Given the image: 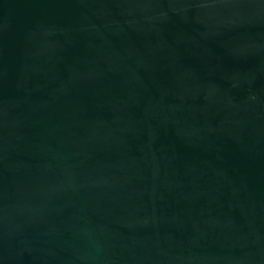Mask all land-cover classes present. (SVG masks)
Returning <instances> with one entry per match:
<instances>
[{"label":"water","instance_id":"95a60500","mask_svg":"<svg viewBox=\"0 0 264 264\" xmlns=\"http://www.w3.org/2000/svg\"><path fill=\"white\" fill-rule=\"evenodd\" d=\"M0 264H264V0H0Z\"/></svg>","mask_w":264,"mask_h":264}]
</instances>
